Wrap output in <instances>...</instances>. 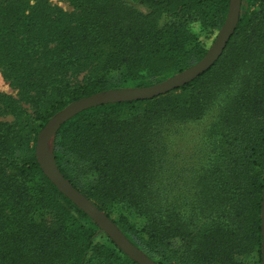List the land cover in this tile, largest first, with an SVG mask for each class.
Returning <instances> with one entry per match:
<instances>
[{"label":"trees","instance_id":"trees-1","mask_svg":"<svg viewBox=\"0 0 264 264\" xmlns=\"http://www.w3.org/2000/svg\"><path fill=\"white\" fill-rule=\"evenodd\" d=\"M63 1L75 12L0 0V69L19 95L0 93V264H136L107 236L98 244L104 233L43 174L38 134L80 99L198 63L200 35L222 27L231 0ZM208 116L213 156L169 152L166 140ZM52 160L158 264H261L264 0H244L207 72L151 100L76 115L56 132Z\"/></svg>","mask_w":264,"mask_h":264},{"label":"water","instance_id":"water-1","mask_svg":"<svg viewBox=\"0 0 264 264\" xmlns=\"http://www.w3.org/2000/svg\"><path fill=\"white\" fill-rule=\"evenodd\" d=\"M242 0H231L224 24L205 56L195 65L177 73L176 75L154 85L136 89L108 90L80 99L68 105L61 112L51 118L40 131L36 141L35 157L43 174L52 182L56 189L70 200L79 210L85 213L103 232L111 242L136 264H158L145 255L140 249L131 244L120 232L117 226L100 211L90 200L76 191L70 183L63 178L55 166H48L45 157V145L48 137L61 125L76 115L100 106L147 101L178 90L191 83L207 72L222 55L227 43L234 34L241 13ZM261 264H264V189L261 203Z\"/></svg>","mask_w":264,"mask_h":264},{"label":"rangeland","instance_id":"rangeland-1","mask_svg":"<svg viewBox=\"0 0 264 264\" xmlns=\"http://www.w3.org/2000/svg\"><path fill=\"white\" fill-rule=\"evenodd\" d=\"M29 1H31V2L46 1L51 6L57 7L67 14H72L75 12L74 8L72 6H70L69 3H67L66 1H63V0H29ZM242 7H244V0H242L240 16L242 14ZM165 21H166L165 19H162L161 23H165ZM219 31H220V28L213 30V31H210V32L203 33L200 35L199 43L202 46V48L206 51V53L211 48V46L213 45ZM174 75H176V74H173L170 76L167 75V76L156 79L157 81H152V82L147 78L137 80V81H130V82H127L123 86V89L141 88L147 84H149L151 86V85H154L160 81L166 80V79H168ZM81 77L82 76H80L78 78V80H80ZM162 78H164V79H162ZM0 93L5 94L9 97H12L16 100H18V98H19L17 90L14 87H12L10 85V83L4 78L1 69H0ZM23 108L28 109V106L23 105ZM2 120L3 121H12V118L9 116H4V117H2ZM211 120H212V118L208 116L205 119H203L202 121L195 123V124H192L188 128L184 129L185 131L183 133L186 135L185 138L183 136H180V135L179 136L175 135V136H172L170 140H166L167 144L172 146V149H170L169 152H171L174 155H177V153L181 152V150L185 151V153L187 155H188L187 152L193 153L191 158L189 155H188L189 157L186 155L187 158L190 160V162L191 161L201 162L208 155L213 156V154L215 153V149H216L214 147V144L217 143L218 137H217V135H213V137L211 139H209L208 136L210 133H208V134L206 133V131H207L206 129H207L209 123L211 122ZM59 128L53 134H51L46 141L45 157H46V161H47L48 166H51V162H52V165L54 166V163L52 160V144H53V141L55 138V134L59 130ZM183 145H184V147H183ZM46 152H47V155H46ZM49 157H50V160L48 159ZM188 165H189V163L187 162V166ZM204 208H206V207H204ZM95 241L100 245L109 246L105 234H98ZM87 264H105V263L103 261L94 259L92 261H89ZM251 264H259L258 258L256 256L252 259Z\"/></svg>","mask_w":264,"mask_h":264},{"label":"bare ground","instance_id":"bare-ground-1","mask_svg":"<svg viewBox=\"0 0 264 264\" xmlns=\"http://www.w3.org/2000/svg\"><path fill=\"white\" fill-rule=\"evenodd\" d=\"M46 155H47V152H46ZM48 159L50 160V157Z\"/></svg>","mask_w":264,"mask_h":264}]
</instances>
